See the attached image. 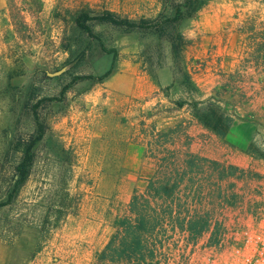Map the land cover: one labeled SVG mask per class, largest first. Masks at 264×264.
I'll return each instance as SVG.
<instances>
[{
  "label": "rangeland",
  "instance_id": "rangeland-1",
  "mask_svg": "<svg viewBox=\"0 0 264 264\" xmlns=\"http://www.w3.org/2000/svg\"><path fill=\"white\" fill-rule=\"evenodd\" d=\"M199 1L202 8L181 24L190 42L184 53L196 91L181 85L160 90L173 84L169 51L157 81L144 70L141 51L155 44V37L144 39L137 31L93 20L84 29L76 21L82 13L93 18L105 11L132 20L150 17L163 0H42L43 12L32 15L19 8L36 10L39 0H15L9 20L0 13V264H91L100 245L92 241L97 229L90 218L103 210L111 213V201L124 208L154 175L155 163L142 146L148 125L156 122L162 130L182 121L189 126L193 100H206L215 89L229 92L225 84L234 79L227 74L244 59L236 29L245 14L261 6L254 0ZM115 59L113 72L101 79ZM253 74L250 66L246 75ZM247 76L232 83L241 86L235 88L237 103L220 104L233 119L229 137L201 128L196 120L187 134L192 152H243L264 159L261 79ZM33 142L31 178L16 189L15 163ZM66 191L71 210L63 218L53 205ZM221 203L210 217L221 215ZM41 233L45 239L39 247ZM173 235L158 259L175 258L170 244L192 239L189 232Z\"/></svg>",
  "mask_w": 264,
  "mask_h": 264
},
{
  "label": "trees",
  "instance_id": "trees-1",
  "mask_svg": "<svg viewBox=\"0 0 264 264\" xmlns=\"http://www.w3.org/2000/svg\"><path fill=\"white\" fill-rule=\"evenodd\" d=\"M257 1L261 9L245 14V18L237 27V33L243 37L242 54L244 64L242 68L249 65L256 66L260 74L264 77V0ZM34 10L42 11L43 3ZM173 0L171 3L163 0L162 8L154 16L139 17L132 20L128 17H121L112 12L105 11L96 17L88 14H81L77 18L78 25L84 29L86 21L93 20L100 24H105L121 30L137 31L145 39L155 37V44H148L142 48L141 60L144 70L157 81L158 72L164 68L166 52L169 51L172 57L173 84L167 88H160L161 91L171 90L176 85H181L191 91H196L191 73L188 70L185 59V48L189 45V40L181 31V24L185 18H193L202 8L203 3L199 0ZM84 26V27H83ZM90 30V29H88ZM115 61L111 69L101 78L105 79L113 72ZM245 70V69H244ZM191 87V88H190ZM264 88V80H263ZM178 109L183 108V103H177ZM192 119L197 120L202 126L210 129L219 137L225 139L229 137V132L233 126V119L228 117L220 107L217 99L210 97L203 101L193 100L190 103ZM167 118V117H165ZM142 125L147 126L142 122ZM145 141L151 156L156 158L158 171L156 180L150 181V194L135 195L130 203V215L125 216L117 222L123 228L122 235L115 234L98 259L99 263L109 262L110 264H159L157 256L166 248L165 241L170 239L167 230L164 228L166 220L174 214L183 213L189 207V199L196 202V189L183 188L184 177H186L179 154L176 150H169L168 146H174L179 137L185 134L187 127L180 121L173 127L158 130L156 122L147 127ZM35 143H30L26 147L25 154L15 163L19 180L16 189L23 188L31 178L32 169L35 166V159L31 154ZM188 159L185 161L187 168H201L204 162L195 154L187 153ZM211 165L221 169L224 174L228 169L219 163L211 162ZM158 177V178H157ZM185 190V193L184 191ZM188 192V193H187ZM66 197L61 198L60 203L53 205L61 217L70 214V206L66 203ZM162 200V204L153 207L152 200ZM52 207V204H49ZM48 207V206H47ZM188 213V211H187ZM207 225V220L205 222ZM175 229H172L174 231ZM189 230L196 232V222L189 224ZM179 232H172L176 234ZM43 233L40 235L38 246L44 241Z\"/></svg>",
  "mask_w": 264,
  "mask_h": 264
},
{
  "label": "crops",
  "instance_id": "crops-1",
  "mask_svg": "<svg viewBox=\"0 0 264 264\" xmlns=\"http://www.w3.org/2000/svg\"><path fill=\"white\" fill-rule=\"evenodd\" d=\"M14 1L15 0H0V13L3 16L7 17L8 20L11 17L10 10L15 9V5L13 4ZM19 10H21V14L32 15L34 13V9L30 8L29 5H24V7H20ZM43 10L44 3L42 11L35 12L41 13L43 12ZM240 61L241 64H239L238 67L232 71V73L227 74L231 77V79H234V81H232L233 84L236 83L235 78L237 77L245 79L247 76L246 74H248V70L250 69V65L248 68H242L244 64V59H240ZM251 69L254 70V74L247 77H249L251 81L254 82H257L258 79H261L260 83L262 84V90H259V94L264 95V77L260 74V71L256 66L251 65ZM232 83L228 82V84H225L226 89H228L229 91L228 93L219 94L216 93L215 89V91H213L214 94L209 95V98L213 97L217 99L220 104H228V100H232L231 104L233 102H236L234 98L235 96H237V92H239V90L237 91L235 90V88H241V86H233ZM244 95L246 96V93ZM191 121L192 124L190 123L189 126H186L187 129L185 131V134L179 137L177 143L174 146L169 145L168 148L169 150H176L178 152L180 163L182 164L183 170L186 174V177H184L182 189H196V202H192V198H190L189 207L185 211H183V213L176 215L174 212L171 218L166 220V225L164 226V228L167 230L168 234L170 232H189L191 233L192 237H195L196 233L203 232L207 229V225H205V222L207 220L206 217L210 216L211 213H216L217 211H215V208L221 202L231 203L233 205L240 206L241 208L238 209L237 212L243 215H247L248 213L253 211L264 212V159H254L250 155L244 154L243 152H233L231 154H228L227 152L223 154L214 151H206L207 153H203L202 151H197L196 153L192 152V143L190 142L192 140L187 136V134H189L191 126L193 125V123L195 124L196 120L191 119ZM196 123L201 128H204L198 121H196ZM174 125L169 127H173ZM183 137H188L189 142L183 143ZM142 146L143 148H145L144 152L146 154V157H150L155 163L154 175L147 182L146 186L141 189L134 190L133 194L129 198L124 208H117L114 205V202L110 200V198H106L109 199V202L111 201L110 204L113 205L111 209L112 212L107 214V212L103 210L102 214H100L97 219L90 218L92 222L96 223L97 229V236L95 240L92 239V241L95 243V245L96 242L98 245H100L96 255L91 261V264H102L98 261L100 254L103 253V251L106 249L107 245L115 234L119 233L120 235H122L123 228L117 225V222L123 219L125 216L130 215L129 209L133 197L135 195L143 196L150 194V190L148 187L150 185V181L156 180L158 165L156 158L151 156L148 152L147 146H145L144 144ZM187 153L195 154L196 157H199L200 159L204 161L206 160L208 162H204L201 168H194L193 170L192 167L187 168L185 164V161L188 159V157L186 156ZM211 162H216L221 165H225L226 167L234 168L232 170L228 169L224 174H222L221 169L213 167L211 165ZM233 170H236L239 173H235V175H233ZM183 191L185 193V190ZM162 203V200H152L151 202L153 207H156L158 204ZM110 204H107L109 208ZM208 208L210 209V211L206 212L205 210ZM191 222H196V232H191L189 230V224ZM168 226L170 228H167ZM172 229L175 230L172 231ZM104 264L110 263L106 262Z\"/></svg>",
  "mask_w": 264,
  "mask_h": 264
},
{
  "label": "built area",
  "instance_id": "built-area-1",
  "mask_svg": "<svg viewBox=\"0 0 264 264\" xmlns=\"http://www.w3.org/2000/svg\"><path fill=\"white\" fill-rule=\"evenodd\" d=\"M240 208L222 202L221 215L209 216L206 230L171 243L169 249L177 256L167 254V259H157L159 264H264V212L243 215L237 212Z\"/></svg>",
  "mask_w": 264,
  "mask_h": 264
}]
</instances>
